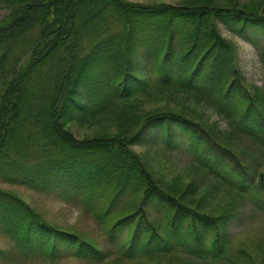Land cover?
Masks as SVG:
<instances>
[{"label": "trees", "instance_id": "trees-1", "mask_svg": "<svg viewBox=\"0 0 264 264\" xmlns=\"http://www.w3.org/2000/svg\"><path fill=\"white\" fill-rule=\"evenodd\" d=\"M226 1L230 3L0 0V180L67 202L80 198L76 191H87L94 211L82 207L83 212L89 209L95 224L103 225L105 218L98 216L101 211L112 222L108 231L113 250L102 251L37 214L39 225L34 223L30 204L0 190V231L15 239L24 253L50 257L57 254V243L63 242L75 256L96 261L116 250L124 254L153 249L142 237L147 231L159 236L149 226L151 203L145 201L156 197L160 206L179 208L167 193L155 188L146 166L133 159L137 157L128 142L144 146L155 131L153 141L174 151L187 134L190 158H203L189 127L194 124L207 137L211 132L189 112L156 109L135 113L133 103L157 94L190 95L213 105L220 115H232L227 88L220 97L217 90V97L214 93L209 97L207 91L210 86L221 89L220 79L226 80L234 71L233 44L222 37L217 24L221 21L239 34L251 30L264 37V11L260 5L246 7ZM260 58L264 64V46ZM233 81L241 82L239 73ZM243 112L252 116L255 127L247 132L250 139L264 149V142L256 136H264V114L252 104ZM69 122L96 124L100 130L111 123L118 132L77 139L65 129ZM127 124L130 129L134 124V133L122 131ZM240 180L241 184L245 181ZM114 189L132 198L142 191V198L134 209L124 207L118 212L115 195L105 202L107 196L102 194ZM131 216H138L129 222H135L138 231L128 250L122 251L125 245L116 248L117 240L121 241L127 227L124 222ZM47 226L54 230H44ZM176 231L171 228L168 236ZM189 238L195 252L206 245L205 237L193 231ZM162 240L160 249L167 241Z\"/></svg>", "mask_w": 264, "mask_h": 264}, {"label": "rangeland", "instance_id": "rangeland-1", "mask_svg": "<svg viewBox=\"0 0 264 264\" xmlns=\"http://www.w3.org/2000/svg\"><path fill=\"white\" fill-rule=\"evenodd\" d=\"M129 1L187 5L197 1L207 2ZM211 1L220 5L230 3L226 0ZM235 2L246 7L260 5L259 10L264 11V0H231V3ZM2 14L3 11L0 10V16ZM217 27L222 37L233 44L234 71L232 69L226 80L220 79L221 89L219 86H210L207 91L210 97L213 93L216 96L217 90V96L220 97L227 88V102L228 107H232V115H220L213 109V105L202 103L190 95L175 94L166 97L157 94L147 98L139 97L136 102L133 101L135 113L156 109L189 112L193 114L189 116L194 121L198 120L211 132L210 137H207L194 124L189 127L198 145L197 152L203 153V158H190L193 155L187 146V134L182 136L178 149L174 151L165 150L160 143L153 141L155 131L148 135V143L144 146L133 141L128 142L129 146H132L130 151L137 157L133 159L139 165L146 166L155 188L167 193L173 200L172 204L179 208L175 211L169 205L160 206L156 197L145 201L144 204L151 203L149 208L152 217L147 219L149 226L155 228L152 232L158 233L159 236L150 235L147 231L142 237L153 249L145 252L136 249V253L124 254L116 250L94 261L75 256L73 249L70 250L63 242H58L57 254L50 257L39 256L24 253L15 239L12 240L8 233L0 231V264H264V149L255 146L254 141L250 139L251 136L247 132L250 129L254 131L255 127L250 120L252 116H244L243 112L245 106L252 104L257 111L264 114V64L260 58L264 37L251 30H247L246 34H239L221 21H218ZM215 72L222 74L223 70ZM238 73L241 77L240 83L233 81ZM214 99L217 104L215 97ZM231 100L233 104H230ZM222 110L224 111L225 107ZM105 126L106 128L100 130L96 124L80 125L69 122L65 129L77 139L95 137L107 131L108 136H113L118 132L117 126L111 123ZM134 127V124L132 129L129 125L125 126L122 131L132 134L136 130ZM256 136L264 142L263 135ZM212 140H216V144ZM240 179L245 180L243 184ZM0 190L30 204L33 208L30 215L34 223L39 225L37 214L54 227L76 233L81 241L97 249L113 250L108 231L112 224L110 216L101 211L98 216L105 219L102 220L103 225H98L94 223L95 219L89 209L86 213L83 212L82 207L94 211L87 191H76V196L79 195L81 199L71 198L67 202L45 191L1 180ZM117 191L118 189H114L102 194L107 196L105 202L108 196L115 195L117 201L114 207L118 212L124 207L134 209L135 204L142 198V191L134 198L130 193L121 196L122 193L118 194ZM137 218L138 216H131L125 220L124 225L127 227L121 233V241L117 240L116 248L125 245L122 251L128 250L130 241L138 231L135 222H129L136 221ZM142 228L150 230L146 226ZM171 228L177 231L173 236H168ZM46 229L54 230L48 226L44 228ZM191 231L205 237L206 245L199 252L190 249ZM162 238L167 241L160 249ZM156 240L160 243H156ZM178 242H182V245ZM214 243L218 247H214Z\"/></svg>", "mask_w": 264, "mask_h": 264}]
</instances>
